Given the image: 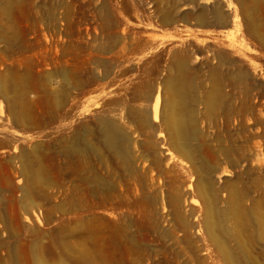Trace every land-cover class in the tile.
Wrapping results in <instances>:
<instances>
[{
	"label": "rangeland",
	"instance_id": "374dc122",
	"mask_svg": "<svg viewBox=\"0 0 264 264\" xmlns=\"http://www.w3.org/2000/svg\"><path fill=\"white\" fill-rule=\"evenodd\" d=\"M0 247V264H264V0H0Z\"/></svg>",
	"mask_w": 264,
	"mask_h": 264
},
{
	"label": "bare ground",
	"instance_id": "6f19581e",
	"mask_svg": "<svg viewBox=\"0 0 264 264\" xmlns=\"http://www.w3.org/2000/svg\"><path fill=\"white\" fill-rule=\"evenodd\" d=\"M180 64V63H179ZM184 65V64H183ZM182 68V67H181ZM183 69H181L180 71H182ZM64 71V70H63ZM185 71V70H184ZM181 73V72H180ZM183 74V73H182ZM178 76V75H177ZM184 78V77H183ZM175 80V79H174ZM177 82H178V80H177ZM176 82V83H177ZM180 82V81H179ZM178 82V83H179ZM174 85V84H173ZM7 87V86H6ZM178 87V86H177ZM179 88V87H178ZM6 90H7V88H5ZM182 90H184V88L182 89ZM4 91V90H3ZM14 91V90H13ZM16 91V90H15ZM178 91H181L180 89L178 90ZM185 91V90H184ZM183 91V92H184ZM188 92V91H187ZM186 92V93H187ZM4 93V92H3ZM9 93V92H8ZM180 93V92H179ZM179 93H177V94H179ZM7 94V93H6ZM14 94H16V92L14 93ZM174 94V93H173ZM176 94V93H175ZM180 95V94H179ZM185 96V95H184ZM180 97V96H179ZM159 103H160V95L159 94H157L156 95V98H155V101H154V113H155V115L157 114V112H158V106H159ZM173 111H176L175 110V108L173 109ZM179 112V111H178ZM177 114V113H176ZM176 114H173L170 118H169V120H168V122L169 123H172L173 125L174 124H180L181 125V123H180V120H181V118L179 119L178 118V114L176 115ZM22 116H23V114H22ZM25 117V116H24ZM180 117V116H179ZM50 118V117H49ZM21 119H23V118H21ZM25 119V118H24ZM29 119V118H28ZM27 119V120H28ZM34 120V119H33ZM15 121V120H14ZM38 123V122H37ZM33 124V123H32ZM102 124H104V126H105V130H104V141H105V144H106V146L110 149V150H112L113 152H115L118 156H119V158L127 165V168L130 166V153H129V150H128V139H127V136L121 131V129L119 128V126L116 124V123H113V122H111V121H107V120H104L103 121V123ZM183 124V123H182ZM179 125V127H181ZM35 126V125H34ZM36 127V126H35ZM171 127V126H170ZM177 128V127H176ZM178 130H180L179 128H178ZM183 130V129H182ZM85 131H86V129H85ZM181 131V130H180ZM179 131V132H180ZM84 132V131H83ZM82 132V133H83ZM183 132V131H182ZM181 133V132H180ZM179 133V134H180ZM76 135H77V133H75ZM89 134V133H88ZM76 135L74 136L75 137V141H76ZM81 136V135H80ZM82 136H84V137H82V138H80V142H82L83 143V145L82 146H84L85 144V135H83L82 134ZM79 137V136H78ZM72 138V137H71ZM73 139V138H72ZM89 140V139H88ZM75 143V142H74ZM89 145V144H88ZM77 147H79V146H77ZM87 147V146H86ZM92 147V146H91ZM95 147V146H94ZM77 149H79V148H77ZM76 149V150H77ZM90 149H93V148H90ZM94 150V149H93ZM88 151V150H87ZM76 152V151H75ZM85 152V148L84 147H82V153H84ZM26 154V153H25ZM14 155V154H13ZM97 156V155H96ZM95 155H94V157H96ZM117 156V157H118ZM132 156V155H131ZM12 157V156H11ZM18 157V156H17ZM16 157V158H17ZM83 157V156H82ZM81 157V158H82ZM85 157V156H84ZM80 158V159H81ZM107 158V157H106ZM13 159V158H12ZM88 159V158H87ZM98 159V156H97V158L95 159V160H97ZM108 160V159H107ZM24 161V160H23ZM98 161V160H97ZM116 161V160H115ZM15 162V161H14ZM26 162V161H25ZM120 162V161H119ZM106 163V162H105ZM116 163H118L117 161H116ZM28 164V163H27ZM29 165V164H28ZM84 165H85V163H84ZM110 165V164H109ZM100 166H102V164L100 165ZM121 166V165H120ZM86 167V166H85ZM124 167H126V166H124ZM23 168H24V166H23ZM89 168V167H88ZM99 168H101V167H99ZM28 169H30L31 170V168H28ZM28 169H26V170H28ZM26 170L24 169L23 171H25L26 172ZM105 170V169H104ZM107 170H108V168H107ZM33 171V170H32ZM32 171H29V172H32ZM40 171V170H39ZM43 171H45V170H43ZM28 172V171H27ZM37 173H38V171H37ZM40 173H42V172H40ZM44 173V172H43ZM127 174V173H126ZM32 175H37L36 174V170H35V174L32 172ZM91 175V174H90ZM42 176V175H41ZM89 176V175H88ZM104 176V175H103ZM32 177H34V176H32ZM90 177V176H89ZM99 177V176H98ZM97 177V178H98ZM116 177V176H115ZM38 178V177H37ZM46 178H48V177H46ZM90 178H92V177H90ZM121 178V177H120ZM40 179H42V177L40 178ZM106 179V178H105ZM36 180H38V179H36ZM45 180V179H44ZM98 182V181H97ZM96 182V183H97ZM40 183V182H39ZM48 183V182H47ZM95 183V182H94ZM100 183V182H99ZM98 183V187H99V185L101 184H99ZM42 184H43V182H42ZM110 184V183H109ZM44 185V184H43ZM92 185V184H91ZM105 185V184H104ZM101 186V185H100ZM103 187V186H102ZM107 188H108V186H107ZM100 189V188H99ZM110 190V189H109ZM94 191H95V189H94ZM103 191V190H102ZM124 195V194H123ZM104 196V195H103ZM114 199V198H113ZM212 211H211V209H210V211H209V213H208V218H209V223H210V226H211V228L213 227V225H212V223H213V220H212ZM259 220V219H258ZM262 224V223H261ZM214 226H215V223H214ZM212 230V229H211ZM104 232L105 231H103V230H101V232H100V243L102 244V246H104V244H105V241H107V240H105V234H104ZM128 241L129 242H131V240H130V238H128ZM62 245V244H61ZM3 247V246H2ZM9 249V248H8ZM65 249V248H64ZM71 250H72V248H71ZM68 251V250H67ZM0 252H1V247H0ZM9 252H10V250H9ZM64 252H66V251H64ZM75 252V251H74ZM82 252V251H81ZM81 252H79V253H81ZM11 253V252H10ZM84 254H82V257H83V255H85V252H83ZM12 254V253H11ZM77 255H79V254H77ZM11 256H13V255H11ZM81 255H79V257H80ZM11 258H13V257H11ZM84 258V257H83ZM13 260V259H12ZM14 263V262H13Z\"/></svg>",
	"mask_w": 264,
	"mask_h": 264
}]
</instances>
